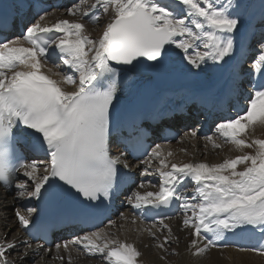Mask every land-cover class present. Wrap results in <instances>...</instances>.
<instances>
[{
	"label": "snow or ice",
	"instance_id": "1",
	"mask_svg": "<svg viewBox=\"0 0 264 264\" xmlns=\"http://www.w3.org/2000/svg\"><path fill=\"white\" fill-rule=\"evenodd\" d=\"M174 4L74 0L63 10L79 19L54 22L44 0H11L7 8L0 4V34H5L0 35V185L11 187L17 180L13 199L21 202L74 198V215L51 222H37L35 207L17 210L12 226H0V264H46L52 249L32 241L48 243V229L66 220H93L133 170L142 178L126 203L143 219L179 201L192 256L227 247V234L242 230H249L253 242L236 245L238 250L264 255V139H245L250 128L264 126V0L258 14L248 0ZM102 16L108 22L92 37L82 21L96 24ZM16 29L20 35L9 38L7 33ZM177 56L179 69L172 66ZM50 59L52 67L46 68ZM246 61H251L247 71ZM177 70L218 78L211 88L189 94L181 103L143 110V90ZM246 81V111L220 120L214 132L235 149L252 152L214 164H177L168 161L172 153L162 144L146 146L149 136H159L162 125L194 118L188 101L198 108L219 103L240 92ZM113 129L119 131L122 146L116 155L110 154ZM18 131L35 137L33 150L46 160L28 159L17 151ZM189 132L197 136L196 130ZM206 139L219 147L213 136ZM151 175L158 184L146 179ZM189 179L194 183L191 197L177 192ZM146 186L158 190L141 191ZM165 219L157 216L160 231L169 233L162 241L152 228L145 231L159 241L157 248L168 252L172 229ZM13 228L26 237L11 235ZM54 248L62 264L63 254L71 264L72 252L81 249L101 255L108 264H141L142 253L133 243L110 239L103 229L57 242ZM14 251L17 255L10 258Z\"/></svg>",
	"mask_w": 264,
	"mask_h": 264
},
{
	"label": "rangeland",
	"instance_id": "2",
	"mask_svg": "<svg viewBox=\"0 0 264 264\" xmlns=\"http://www.w3.org/2000/svg\"><path fill=\"white\" fill-rule=\"evenodd\" d=\"M163 1L164 2H162V4H166V5H170L172 7H176V5L174 4V0H163ZM259 1L260 0H251V1L248 0V2L250 4L259 3ZM88 2L91 3L92 0H88ZM223 2L226 3L227 0H223ZM251 10H252V8H251ZM52 13L49 16V18L52 17L53 15H56V13H58V12L52 11ZM63 15H66V13H64ZM73 18L79 19L78 17H73ZM82 22L85 24L88 34H90L92 37H97L101 34L104 25L108 22V18L105 16H102L99 23H96V24L91 23L89 20H84ZM55 63H60V62L57 60V61H55ZM52 64H53V61H52ZM246 64H247V68L245 70L247 71L250 67L251 61H246ZM241 91L247 92V81L245 82L244 87ZM210 135L213 136V139L215 140L214 141L215 144H218L219 147H214V146L208 147L209 146L208 142L203 143V145L197 147L196 145L192 144L194 137L192 138V136H190V133H189L188 135L181 136L175 142L174 146L172 147L173 150L175 151L174 153L172 152V155L174 157H172V160H171V158L168 157V161L169 162H175L177 164H181V163H188V162L193 161L197 158V160H198L197 162L200 161V162H207L208 164H214V163L222 162L225 158H234L236 155H242L244 153H250L253 151V149L245 148L243 150V152H241V151L235 149V147L230 142H225L223 138L218 137L215 134V132L211 133ZM210 135H208V136H210ZM204 136H202V137L206 138L207 134ZM195 138H197V136H195ZM245 139H247L249 141H251L252 139H264V126L257 125L254 128H250L248 130L247 135L245 136ZM193 148H194V151H193ZM199 149H201V151L197 152V150H199ZM182 154H183V158L180 157V155H182ZM174 158H175V160H173ZM154 167H155V164H154ZM242 168H243V165L238 166L239 170H242ZM146 179H150L153 184H158V178L155 175H151V176L147 177ZM154 188H156V187H154ZM193 189H194V184H191L187 187L186 191L188 190L189 191L188 194H190L191 192H193ZM142 190H145V189H142ZM186 194H187V192H186ZM22 204H21V201H18L17 204H12L10 209H7L5 206L0 205V226H2L4 224L12 226L13 224L11 223L9 218H12L14 211H17V210L23 211L25 209V207H27L24 204V202H22ZM28 207H31V204L28 205ZM7 210H9V211H7ZM190 214L191 213H189V215ZM123 215H124V213H123ZM184 215H185V213L181 209L179 212L176 213V215H174L171 218L170 221H167V220H164V221H166L165 223H169L168 225L171 228V227L175 226L178 222H182L184 219ZM122 220H123V216L122 217L118 216V220L114 222V225L105 224L104 227L107 226L106 231L109 229L111 231L118 229V241L123 240V241L129 242V243H135V246L142 253V255L144 254L145 250H146L145 252H147V250H149V252H147L149 256L155 255V253H157V250H158V248H156V244L159 241L151 239L149 237V235H147L148 233H146L145 235H147L149 238L146 237V239H141L142 237L140 235L138 236V234L140 233V229H138L137 227H136V229H135V227H131L132 230H130L129 232H126L125 231L126 228L122 227V225H123ZM148 222L142 221L141 224L144 226V228H146L148 226L151 227L150 225L153 226V224H154V223H152L153 220H149ZM145 223L147 225L148 224L149 225L147 226ZM178 230L172 231L170 238L172 239L173 242L169 245H166L168 252L162 251V253H161V250L159 249L160 250L159 252L164 257H166V259H162L164 261L163 264H167V263L168 264H182L180 259L177 261L178 256H179L178 250L180 247L183 246V244H185V245L187 244L190 237H189L187 230H184L183 228H180ZM3 231H4L3 228L0 227V237L3 236ZM16 231H18V229L13 228L11 235H13L14 232H16ZM157 232H158L157 236L160 238L161 241H162L164 236L169 235L167 230H164V231L159 230ZM227 235L230 238L233 236L232 233H228ZM177 237H179L178 242L176 240ZM9 238H11V236ZM137 238H140V239H138V241L136 242L135 240ZM225 244L228 246L226 248H223V249L229 248V249H227L228 252L224 251V250L218 251V255L216 254L218 258L213 260L211 263L209 262L210 257H211V255H209V252L210 253L214 252L212 250L208 251L206 254H204L200 257H194L192 255H189L188 257H186L185 264H201L203 262H205L206 264H238V263L239 264H254V263L255 264H264V255H259V254L253 253L251 251H240V250H238V248L235 247V245L231 241H229L228 243H225ZM172 249H175L177 254H171ZM231 249L234 250L235 252L232 251ZM236 250H237V253H239L238 256L236 254ZM240 252H241V254H240ZM249 252H250V255H249ZM81 253H82L81 255H78V257H80V258H78V257L72 258L73 262L71 261V264H108V262H106L101 255H90V254H87L86 252H82V251H81ZM16 255H17V252L14 251L10 254V258L15 257ZM249 256L255 257L256 260L254 261V259H253V262H251L252 258ZM140 260H141V264H154L153 262L149 263V261L147 259H145V257L143 258V260L140 258ZM198 260H200V261L202 260V261L200 262ZM145 261H147V262H145ZM166 261H167V263H166ZM50 264H62V262L60 259H58L56 262H52ZM63 264H68V261L66 258L63 261Z\"/></svg>",
	"mask_w": 264,
	"mask_h": 264
},
{
	"label": "bare ground",
	"instance_id": "3",
	"mask_svg": "<svg viewBox=\"0 0 264 264\" xmlns=\"http://www.w3.org/2000/svg\"><path fill=\"white\" fill-rule=\"evenodd\" d=\"M9 2H10V4H11V0H9ZM160 2L162 3L163 1L162 0H160ZM64 8L62 7V9H60V10H55L56 12H58V13H56V15H53L52 17H48V19H49V21H52V22H54L56 19H58V18H61V19H68V20H73L74 18L72 17V16H66V15H63L65 12H61V10H63ZM54 11V12H55ZM51 13H52V11H50ZM53 14V13H52ZM178 60H179V57L177 56L176 57ZM52 60L50 59L49 61H48V63H47V65H46V68L47 67H52ZM46 70V69H45ZM56 69H54V71H55ZM218 78V74H213V75H204V74H201V75H199V76H195V75H192V74H189L188 73V75L186 76V77H184L183 79H178V80H172L165 88H164V92H157V91H154L155 92V94H154V96L156 97V96H158V94H162L163 95V102H162V104L161 105H164V104H166V103H168V102H170L171 100H173V99H177L178 98V96H180L182 93H184V92H186L187 90H199L200 89V91H203V90H205V89H209V88H211L212 87V85H213V83L215 82V80ZM150 86V85H149ZM149 86H147L144 90H143V93L142 94H144V93H149V90H147L148 88H150ZM156 93H158V94H156ZM199 93V92H198ZM239 94L240 95H242V93L241 92H239ZM246 97H248V96H246ZM122 99V102H123V97L121 98ZM147 99H149V97L147 98ZM197 138H195L194 137V139H193V141H192V144H194V145H196L197 147H199V146H201V145H203V143H209V146L208 147H212L213 145H212V143L210 142V141H208V140H206V138H204L205 136L204 135H206V133H204V132H202V130H201V128H198L197 130ZM202 136H204L203 138H201ZM156 141V140H155ZM157 144V143H156ZM159 144H162L163 146H164V148L166 149V151L167 150H170L171 151V153L173 152H175L174 150H173V146H174V144H175V142H171V143H159ZM189 146V145H188ZM210 150V149H209ZM193 151H194V148H193ZM201 151V149H199V150H197V152H200ZM212 151V150H211ZM119 152V149H118V147L116 148V145L113 143V146L112 147H110V154H112V155H116L117 153ZM194 153V152H193ZM192 153V154H193ZM172 157H174L173 155H171V156H169V158H171V160H172ZM180 157H182L183 158V154L182 155H180ZM173 160H175V158L173 159ZM179 160V159H178ZM198 160H197V158L195 159V160H193V161H190V162H197ZM200 162V161H199ZM133 176H134V178H135V183H134V187H133V189H135V186H136V184L138 185L139 184V182H140V180H141V176H140V172L139 171H136V170H133ZM191 183H193L190 179L189 180H186V181H184L183 183H181L179 186H178V188H177V191H178V189L179 190H181V191H184V189L186 188V186L187 185H189V184H191ZM194 184V183H193ZM132 189V190H133ZM187 189V188H186ZM156 190H158L157 188H154V187H150V186H146V188H145V190H142L141 189V191H156ZM189 192V191H188ZM188 192H187V194H188ZM178 193H180V192H178ZM9 196V197H8ZM13 196H14V194H8L6 191H4V190H2L1 191V193H0V205H3V206H5L7 209H10V207H11V205L12 204H17L18 203V201H16V200H14L13 199ZM127 198V197H126ZM126 198H124V200L120 203V205H121V212H125L124 213V215H123V222H122V227H125L126 229H125V231L126 232H129L130 230H132L131 229V227H135V229H136V227L138 228V229H140V233L138 234V236L140 235L142 238L141 239H146V237L147 238H149L147 235H145L147 232L144 230V229H146V228H152L153 229V231H155L156 233H157V235H158V232L157 231H159L160 230V228H161V225L158 223V222H152V223H154L155 224V227H153L152 225H150L151 227H149L148 225L150 224L148 221V227H146V228H144V226L141 224V221L143 220L141 217H142V213L140 212V211H138V210H136L137 211V213H134L133 212V214H131L130 212L128 213L127 211H130V210H134V209H130L129 208V205L126 203ZM33 200H31V201H26V202H24V204L27 206V205H30L31 204V202H32ZM21 204H22V202H21ZM23 205V204H22ZM28 207V206H27ZM5 209V208H4ZM23 210V209H22ZM7 211H9V210H7ZM24 211V210H23ZM23 211H21V212H23ZM16 211H14L13 212V215H12V218H9V220L11 221V223L12 224H14V213H15ZM10 214V213H9ZM144 215H146V214H144ZM135 216H137V217H135ZM147 216V215H146ZM122 217V216H121ZM133 217H135V222H133ZM147 218H148V216H147ZM118 220V215H116L115 217H114V219L112 220L113 222H115V221H117ZM171 220V218H168L167 219V221H170ZM166 221H164V223H165ZM175 223V222H174ZM107 224H109V223H107ZM165 224H169V223H165ZM112 225H114V223H112ZM145 225V226H146ZM180 228H182V222H178L175 226H173V227H171V229H172V231L174 230V231H177L178 229H180ZM18 229V228H17ZM100 229H103L107 234H108V238H110V239H114V240H118V229H115L114 231H111L110 229V231L109 230H107L106 231V227H104V225L100 228ZM144 230V231H143ZM179 231V230H178ZM143 232V233H142ZM248 232H249V230H242V231H238L235 235H233L231 238L227 235L226 236V238H225V240L223 241V243H228L229 241H231L234 245H235V247L236 248H238L236 245H247V244H249V243H252L253 241L252 240H250L249 239V236H248ZM133 233V232H132ZM13 235H15V236H18L20 239H24L25 237H26V233H24V232H22V231H20L19 229H18V231H16V232H14V234ZM81 235V234H80ZM176 235V234H175ZM144 236V237H143ZM138 239H140V238H137L135 241L137 242L138 241ZM70 241V240H69ZM151 241V240H150ZM187 242V241H186ZM37 243H33V245H36ZM134 245H135V243H133ZM46 248V247H45ZM51 249H52V253H51V255H48V256H46L45 257V260H46V264L48 263V264H50V263H52V262H56L57 260H58V258H56V250L54 249V245L53 246H51L50 247ZM141 248V247H140ZM157 248V247H156ZM223 248H226V247H216V248H210L209 249V251H214V252H209V255H211V257H210V263L213 261V260H215V259H217L218 257H217V255H218V251H222V250H224V251H227L228 252V250L227 249H229V248H227V249H223ZM232 250V249H231ZM81 251L82 252H86L85 250H83V249H81L80 251H79V253L77 252V251H73L72 252V258H75V257H78V255H81L82 253H81ZM146 251V250H145ZM144 251V254L140 257L142 260H143V258L145 257V259H147L148 261H149V263L151 262H153L154 264H163V260L161 259V257H164L161 253H162V251H161V253L159 252L160 250H159V248H158V250H157V253H155V255H151V256H149L148 255V253L147 252H149V250H147V252H145ZM232 251H234V250H232ZM235 252V251H234ZM178 253H179V256H178V259H177V261L180 259V261H181V263L182 264H185V262H186V257H188L189 255H191L190 254V251L189 250H187L186 249V245L185 244H183V246L182 247H180L179 248V250H178ZM230 253V252H229ZM63 254V253H62ZM217 254V255H216ZM236 254H237V256H238V254L239 253H237V250H236ZM240 254H241V252H240ZM63 255H65V258L67 257V254H63ZM249 255H250V252H249ZM231 256V255H230ZM244 257V256H243ZM249 257H251L252 259H251V262H253V259H254V261L256 260L255 259V257H253V256H249ZM78 258H80V257H78ZM67 259V258H66ZM164 259H166V257H164ZM208 259V258H207ZM90 260V259H89ZM209 260V259H208ZM68 261V260H67ZM168 261V260H167ZM167 261H166V263H167ZM198 261H200V260H198ZM202 261V260H201ZM200 261V262H201ZM59 262V261H58ZM72 262H73V259H72ZM80 262V261H79ZM145 262H147V261H145ZM197 262V261H196ZM233 262V261H232ZM76 263V262H75ZM168 264V263H167ZM201 264H206L205 262H203V263H201ZM239 264V263H238ZM255 264V263H254Z\"/></svg>",
	"mask_w": 264,
	"mask_h": 264
},
{
	"label": "water",
	"instance_id": "4",
	"mask_svg": "<svg viewBox=\"0 0 264 264\" xmlns=\"http://www.w3.org/2000/svg\"><path fill=\"white\" fill-rule=\"evenodd\" d=\"M172 66L176 69H179V67H181L180 65V61L177 60L176 58L173 59L172 62ZM186 73L185 72H181L179 70L172 72L171 74L162 76L160 78H158L157 80L154 81V83L156 84V87L158 89H162L164 88L172 79L176 78V77H183L185 76Z\"/></svg>",
	"mask_w": 264,
	"mask_h": 264
}]
</instances>
